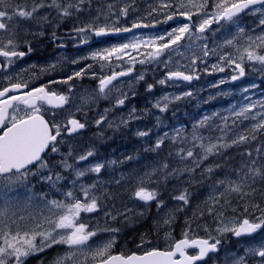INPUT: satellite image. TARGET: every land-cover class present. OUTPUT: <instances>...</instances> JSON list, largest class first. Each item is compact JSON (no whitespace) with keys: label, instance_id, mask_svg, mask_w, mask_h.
Here are the masks:
<instances>
[{"label":"rangeland","instance_id":"374dc122","mask_svg":"<svg viewBox=\"0 0 264 264\" xmlns=\"http://www.w3.org/2000/svg\"><path fill=\"white\" fill-rule=\"evenodd\" d=\"M49 2L50 0H45V3ZM73 2H76V0H73ZM162 2H165V0H84V3L80 5L81 11L76 12L73 10L71 16L62 17L55 8H42L38 13L37 19L20 20L17 18L12 22L16 30V39H19L17 41L21 44L20 47L23 45L30 46L36 42H45L50 38L57 37V30H59L61 25L65 26L61 31L62 33L68 26L81 28L93 21H95L97 26L107 24L109 27L130 29H132L133 23L149 25L129 33L121 31L116 32L117 34H110L114 32H109L107 35H120V37H117L118 39L115 38L111 42H97L93 47L91 46L94 44L88 46L83 44L82 48L77 50L76 53L58 50L53 59L39 66L43 71L58 72L57 77H60L63 81H68L66 86L72 98L67 107H64L65 111L61 117V122L79 117L82 121H85L88 129L92 128L89 125L90 121H95V127L92 129H95L97 125L105 124V136H128L126 137L128 141L124 139L123 142H120L123 143L120 147L113 149L112 152H107L108 165L105 167L107 174H102L103 178L101 177L103 169L98 174L88 172L85 176L77 179L74 171L72 172L74 175L72 178L67 175V171L70 170H65L62 167L63 172L66 174L61 172L64 178L58 185L60 192L43 190L44 192H49V199H63L62 193L68 190L75 191L82 198L80 187L82 185L87 187L96 184L95 194L100 197L99 203L103 204H100L98 211L94 212L98 216H94V213L81 214L82 222L86 223L90 230L97 231V235L90 241L93 248L102 246L108 240H114L113 246L115 247L116 243L122 239L137 243L136 246L141 245L142 235H140V232L146 230L144 227L150 229L152 231L150 234H155L165 247H167L165 233L170 232L174 240L182 237L183 232L188 227L184 222V210L195 194L194 190L190 188L193 183L184 180L186 175L191 177V172L177 173L167 176V178L164 172H157L152 176L150 182L145 177V173H151L153 169H159L164 163L168 164L167 171L185 167L198 168L192 159L181 161L179 156L176 155L181 147L186 150L192 147L194 126H196L197 135L204 137L203 143H215L217 138L223 137L221 142L230 145L227 148H220L216 154L209 155L205 160L224 156L231 158V156L242 154L245 161L237 162L239 167L251 165L253 160L256 161V167H262L261 162L264 161V130L253 131L254 125L259 124L261 117L264 116V107L261 106L264 105V64L245 60L243 64L245 74L239 76V70L234 65H229L219 58L221 54L228 52L236 55L233 47L222 46L225 39H231L237 35L239 28H243L245 33L240 40L241 44L246 43L248 36L255 38L256 36L264 35V25H260V20L264 18V14L246 10L244 13L239 14L235 24L228 21L214 22L204 33H198L195 29L204 18L203 13L194 14L191 20L180 15H174L173 19L167 20L166 14L175 11V9L161 8ZM169 2L175 3L176 0H169ZM9 3H26L31 7L33 0H9ZM214 3L215 0H208V7L205 9L208 15L215 11ZM109 5H112L111 9H109ZM255 7L260 6L256 5ZM123 8L127 9L126 16L120 14V10ZM153 9H156V11H153ZM193 11L195 12V9ZM44 16L47 17L46 21L39 19V17ZM184 24H189L195 36L202 38L197 40L194 36L193 39L189 40L186 34L185 39L180 41L178 45H173L172 48L165 50L159 57V62L150 60L147 57V54L153 51V48L150 45L146 46L143 42L154 40L157 45L164 43L168 39L169 32L175 28L182 27ZM46 28L52 29L49 36L45 34ZM82 34L81 42L85 40V36L88 40L100 38V36L90 38V31ZM29 35H32V37H29ZM160 36H163L164 40L157 39ZM29 38L34 42L29 41ZM132 42L140 43L136 49H126L121 54L122 59H117L115 56L108 61L92 58L93 53L103 52L105 49ZM205 44L207 45V50H209V55L206 57L203 55L205 50L203 46ZM213 49L216 50V54L212 53L211 50ZM261 54H264V52H261ZM193 59L196 60L195 64H192ZM141 60L144 63H141ZM214 64L223 67L224 71H219L218 68L213 70L212 65ZM129 69L131 71H128ZM8 71L6 73L7 78H12V67L8 68ZM16 71L19 72L17 69ZM122 71L127 72V75L118 76L112 82V85L109 86L111 90L106 89L104 93H101L99 90L100 79ZM170 71H183L188 75H192L193 79L190 81L177 80L176 78L167 79V73ZM77 72H81L84 76H76L75 73ZM141 75L143 79L139 78ZM73 76H75V81L72 80L73 78L68 80L69 77ZM233 76H238L239 78L233 80ZM86 79H90L89 81L95 84L85 81ZM160 80H165V83L160 84ZM149 85H152L151 89H149ZM121 93L126 94L127 99H125L123 105H117L116 100L123 98ZM186 93H191V95H185ZM165 97H167V100L164 99ZM158 103L159 107L156 106ZM165 104H167L166 109L161 111L160 108L164 107ZM253 104L255 107H251ZM246 106L251 107V111L245 113L248 119L235 115V113ZM90 110H95V112ZM205 116L210 119L205 126L201 127L200 121ZM224 117H227V120L223 119ZM242 123L250 131L251 136L245 135L248 137L246 141L232 144V140L242 135V129L240 128ZM98 129H101V127ZM178 130L180 131L179 136L177 135ZM139 132L147 133L142 140L144 144L147 141L152 142L145 145L144 149H141L142 145L139 143ZM165 133L168 136L164 139V143L159 148L160 150H151L157 140L164 137ZM70 135L77 136L78 131ZM253 136L255 137L254 139L252 138ZM173 137H175V140H173ZM255 141L258 143L257 149L254 146L252 150L246 151L245 146H253ZM109 142L111 141L109 140ZM195 143L199 144L200 141ZM60 146L62 147V145ZM167 146L172 149H165ZM232 149L235 150L230 152ZM124 151L128 153V157L132 151H139L138 154L143 157V160L139 163L145 167L141 171L138 170L137 166L132 169L133 163L131 159L127 165L121 168V164L114 165L113 158H116L119 153ZM194 152L199 155L203 154L199 147H196ZM230 153H232L231 156ZM145 159H149V162L144 163ZM205 160L200 163L199 167L203 166ZM84 161L78 162V165H73L74 168L83 169V164L87 165L86 163L90 161V157ZM68 163L71 164L70 162ZM237 171L235 168L230 169V173L233 174L230 177L231 179L237 178ZM108 173L110 174L108 175ZM162 176H165L163 177L164 179H160ZM141 177H145L146 187L157 192L155 200L157 212L150 218L148 217V208L152 207L153 204L150 205L131 198V193ZM74 180L76 181L75 186L72 183ZM160 180L170 183L166 193L161 190ZM223 187L218 183L213 184L203 190V196H206V193H215L218 190H222ZM185 190H187L188 196L187 204L174 198L185 192ZM34 191L39 193L35 187ZM171 195H173L172 199L170 198ZM109 200L120 211L113 216L105 214L104 205ZM158 202L162 203H159L158 206ZM217 205L212 203L206 208L204 207L205 204H203L202 209L205 212H200L206 216L208 209L210 207L215 208ZM114 207H111V209H114ZM261 209H264V206L256 208L248 214L236 212L226 215L225 213L224 217L228 219L236 218L237 220L248 218L250 221H254L261 216ZM39 210L35 208L27 209V211ZM126 213L130 215L125 216ZM18 214H26V212L21 211ZM209 216L212 218L211 222H214L213 230L203 222L196 224L195 227L196 230L199 229L197 231H201L203 234H196L197 231L193 230L191 223V229L189 230V236L208 238L210 234L220 240L217 245L219 252L217 254L210 253L211 258L208 264H234L238 257L245 256L248 249L264 245V228L258 229L254 235L242 234L237 237L231 232L220 234L216 231L220 226V222L215 212L209 213ZM112 217H115V219ZM169 217L172 218L171 223L170 225H165L163 221ZM108 218H111L110 222L106 220ZM112 229L118 231H110ZM127 230L130 236L125 238L123 234ZM144 233L143 240L148 239V236H150L148 231ZM137 239H139L138 242H136ZM37 242H39V238ZM150 243L152 241L147 240L144 241L143 245ZM221 245L223 246L221 247ZM49 249L54 250L51 252L55 253L57 257L67 251V246L53 245L51 248H45L42 252L38 251L30 255L27 259L30 257L36 259L38 257L36 264H46L44 258L47 257L44 254ZM55 258L53 260H49V258L47 262L54 261ZM245 259L247 264H259L260 261L259 257L251 255L245 256Z\"/></svg>","mask_w":264,"mask_h":264},{"label":"snow or ice","instance_id":"6c2138e0","mask_svg":"<svg viewBox=\"0 0 264 264\" xmlns=\"http://www.w3.org/2000/svg\"><path fill=\"white\" fill-rule=\"evenodd\" d=\"M84 0H50L45 3V0H33L32 6L25 4H10L9 0H0V57L4 58V63H13V58H22L26 55L25 51L18 50L20 47L16 39V30L13 26L14 19L33 20L38 18V13L42 8H55L60 16L67 17L76 12L81 11L80 5ZM259 5L260 7H255ZM163 9H175V11L166 14V19H173L174 15L186 17L188 20L192 19L194 14L203 13L204 18L201 20L195 31L204 33L205 30L214 22L228 21L233 24L239 17L240 13L245 10L253 12H260L264 14V0H215L213 5L215 11L208 15L205 11L208 7V0H176L175 3L165 0L160 5ZM112 5H109V9ZM195 9V12L193 11ZM156 11V9H153ZM120 14L126 16L127 9L120 10ZM151 14V13H150ZM39 19L47 20V17H39ZM260 25H264V18L260 20ZM147 24L133 23L132 28L148 27ZM78 33L94 32L96 36L107 35L109 32H129L130 28L97 26L95 21L90 22L84 27L76 29ZM187 38L193 39L195 33L192 32L189 24H184L182 27L175 28L168 33L166 42L157 45L154 40L143 42L146 46L150 45L153 51L147 54L150 60L159 62V57L165 50L172 48L173 45H178L180 41ZM245 35L244 29L239 28L237 35L231 39H225L222 47H233L236 55L228 52L220 55V60L225 61L229 65H234L239 70V76L245 74L244 62H259L264 64V35L247 37L245 44H241L240 40ZM202 37L195 36L199 40ZM157 39L164 40L163 36ZM87 37L85 36V42ZM259 42V43H258ZM140 42L125 43L119 46H114L111 49H105L103 52L93 53L92 58H99L102 61H108L115 56L117 59H122V53L128 48L136 49ZM203 55H209L207 45L204 46ZM31 51V48H28ZM216 54V50H211ZM144 63L143 60L140 61ZM4 63H0V67H4ZM196 60L193 59L192 64ZM91 67V66H89ZM213 70L217 68L219 71H224L223 67L219 65H212ZM128 71H131L129 69ZM80 76L81 72L75 73ZM127 75V72L113 73L100 79L99 90L104 93L109 89L112 82L118 76ZM143 79L141 75L139 77ZM183 79L190 81L193 79L192 75L185 74L183 71H170L167 73V79ZM238 76H233L232 79H238ZM10 79V77L8 78ZM69 77L68 80H71ZM65 80L63 83H67ZM223 82V81H221ZM160 84H164L165 80H160ZM27 83H13L10 87H4L0 90V264H25L27 257L42 252L45 248H51L53 245H65L67 251L63 255L57 256L53 264H197L202 261L210 252L217 250V245L220 243L218 238L212 237L210 234L208 238H189V230L191 224L186 221L187 229L183 232L182 238L174 240L171 233H165V240L167 241V248L161 250L158 248H151L143 251L141 254L132 253L130 255H112L110 250L114 245V240H109L102 246L92 247L90 241L97 235V231L90 230L88 225L81 220L82 213H94L100 207V197L95 194L96 184L87 187L81 186L78 196L75 191L68 190L62 193L63 199H49V192L41 191L37 193L34 191V185L31 184L30 177H38L40 181L45 182L49 186V191L55 190L60 192L58 187L59 182L64 178L60 172L54 171L50 166V162L46 159L48 152L56 153L59 151L58 144L61 140L62 130L68 134L77 132L79 129L85 127L77 119H69L66 124L61 125L51 123L44 118L42 109L45 104L53 108L63 107L68 102L65 95L57 94L54 91H49L47 86L34 88L23 95H11L21 88H27ZM113 87H115L113 85ZM152 85H149L151 89ZM123 98L116 100L117 105H123L126 94L121 93ZM185 95H191L186 93ZM167 100V97L164 98ZM179 99V97H177ZM23 106V107H22ZM159 107V103L156 105ZM264 107V105H261ZM167 104L160 108L164 111ZM255 107V105H251ZM251 107H244L236 116L248 117L245 113L251 111ZM131 118V117H130ZM210 118L205 116L200 121V126L206 125ZM223 119L227 120V117ZM255 119V117H253ZM99 123V121H97ZM126 123V122H125ZM264 130V116L261 117V122L254 125L253 131ZM138 135L146 136V132H139ZM180 135V131H177ZM164 137L157 140L153 151L159 149L164 143ZM255 138L254 136L252 137ZM248 139L245 135H239L237 139L232 140V144L244 142ZM175 140V137H173ZM204 137L197 135L196 126L192 133V147L187 150L181 147L176 155L181 161L192 159L196 167L207 159L209 155L216 154L220 148H227L230 145L221 142L223 137L217 138V142L203 143ZM200 141L199 144L195 143ZM199 147L202 150V155L194 152V149ZM70 155V154H69ZM91 151L86 155H81L78 160L84 161L92 156ZM249 155H251L249 153ZM59 165L65 170H72L77 179L83 177L88 172L100 173L104 168V164H96L93 167L86 169H76L72 164L67 162V159L58 161ZM256 161L253 160L251 165H245L247 171L241 168L237 171L236 179L226 178L218 180L217 183L224 186V191L219 193L220 198H224V204L220 205V211L216 212L214 207H210L208 212L211 214L216 212L219 219L220 226L216 231L220 234L231 232L239 237L242 234L255 233L258 229L264 228V209H261V216L254 221L248 218L237 220L236 218L228 219L224 217L223 209L225 206H231L228 200V195L235 193L240 199L249 195L245 191L250 187L249 180L255 181L256 177L264 179V167H256ZM168 164L164 163L159 169H153L151 173H145V177L150 182L153 175L157 172H164L166 177L177 173L192 172L194 168L173 169L167 171ZM211 173V167L205 170ZM145 177L139 179V183L131 193V198L145 203L156 200L157 192L145 186ZM75 186L76 181H72ZM184 204L188 203L187 190L180 195L174 197ZM215 204H220V199L217 197L211 198ZM159 203L158 202V206ZM253 207L259 208V205ZM29 208L40 209L39 211H27ZM26 212V214H18V212ZM236 211V209H233ZM248 211V207H244V212ZM203 214V213H201ZM115 219V217H112ZM171 217L165 219L163 223L170 225ZM110 231H118L112 229ZM207 231V229H205ZM39 238V242L37 239ZM144 241L142 239V247ZM194 248L198 251L196 254H189L188 249ZM251 255L259 257V264H264V245L258 248H250L246 251L245 256ZM245 256L238 257L234 264H247ZM179 257V258H177Z\"/></svg>","mask_w":264,"mask_h":264},{"label":"flooded vegetation","instance_id":"af4514ba","mask_svg":"<svg viewBox=\"0 0 264 264\" xmlns=\"http://www.w3.org/2000/svg\"><path fill=\"white\" fill-rule=\"evenodd\" d=\"M64 27L65 26L63 25L59 27V30H57V34H58L57 37L50 38L45 42H36L30 46L23 45L19 47L18 50L25 51L26 55L22 58H13V63L11 64L4 63V58L0 57V63H4V67H0V90H2L4 87H10L11 84L13 83H21V84L27 83L28 85L27 88H21L18 91L11 93V95H23L25 92H28L34 88L47 86V89L49 91H54L57 94L65 95L68 98V102L65 105H63V107L53 108L52 106L45 104L42 109V114L44 115V118L48 120L50 124L54 122V123L61 124V125H64L67 122V121L61 122L62 121L61 117L63 115V112L65 111L64 107L65 106L67 107V105L71 102L72 97H70V91L67 89L66 83H63V80H61L60 77H57L58 72L43 71L41 67L39 66L53 59L58 50H62L63 52H67V53H76L77 50H80L82 48L83 44H85V46L94 44L91 46L93 47L95 46V44H97V42H111L115 40V38L118 39L117 37H120V35L118 36L106 35V36H100V38L97 40L87 39L86 42L85 40L81 42L80 40L83 34L78 33L76 31V29H78L77 26H68L67 28H65V31L62 33L61 31L64 29ZM51 30H52L51 28H46L45 34L49 36L51 33ZM90 34H91L90 38L96 37V35H94L95 34L94 32L90 31ZM29 37H32V35H29ZM29 41H32V40L29 38ZM29 47L31 48L30 52L28 51ZM10 67H12V78L8 79L6 76V73L9 72L8 68ZM16 69L19 70V72L16 71ZM8 75L10 74L8 73ZM80 76H84V75L81 74ZM74 77L75 76L72 77L73 81H75ZM89 80L86 79L85 81H89ZM91 83L95 84L94 82H91ZM95 110H90V111L95 112ZM70 119H73V118H70ZM74 119L79 120L81 123L85 125V127L78 130L77 136L70 135L66 131L62 130L61 137H58V140L62 141L61 143L58 144L59 151L56 153L48 152L45 158L49 160L50 166L53 167L54 171H58L61 173L63 172V170H62V167L59 165L58 161L62 159H67V162H70L72 165H78L79 164L78 162H85V161L78 160V157L81 155H86L87 152L91 151L93 155L90 156V161L86 163L87 165L83 164V169L93 167L98 163L104 164L101 177H102V174L106 175L107 170L105 167L108 165V161L106 158L107 152H112L113 149H117L118 147H120L123 144L120 142H123L124 139L125 141H128L126 140V137L128 136L127 135L125 136L123 135L105 136L106 135L104 132V129L106 128L105 124L97 125L95 129H92L93 127H95V121H90L89 125H91L92 128L88 129L87 125L85 124V121H82L81 118L78 117ZM100 127L101 129H98ZM138 138H140L139 143L142 145L141 149H144L145 145L152 143V142L147 141L144 144V142H142V140L145 138L144 136L143 137L138 136ZM109 140L111 142H109ZM60 145H62V147ZM165 149L171 150L172 148L170 146L169 147L167 146L165 147ZM138 152L139 151H132L129 157L127 156L128 153L126 151L119 153L116 156V158H113L114 165L121 164L120 166L121 168L127 165L131 159L133 163L131 168L135 169L134 167L137 166L138 170L141 171L145 166H141V164L139 163L140 161L143 160V157L141 154H138ZM148 162H149V159L144 160V163H148ZM67 172H68L67 175L73 178L74 176L72 173L73 171L70 170ZM63 174H66V173L63 172ZM109 174L110 173H108V175ZM29 180L32 183V185H34L35 188H37L39 192L43 190H47V191L49 190V186L45 182L40 181L38 177H30ZM155 203H156L155 200L147 202V204H150V205L153 204L152 207L148 208L149 218L157 212L156 211L157 207L155 206ZM100 204L103 205L101 202ZM111 207H114L112 204V201L111 200H109V202L106 201V204L104 205V208L106 210L105 214H108L109 216H113L117 212H120L117 210L116 207H114V209L113 208L111 209ZM96 214L97 213H94L93 215L98 216ZM129 215L130 214L126 213L125 216H129ZM100 217L102 218V216ZM106 220L110 222L111 218H108ZM144 229H147L146 231L149 230L147 227H144ZM143 234L145 233L141 231L140 232V235H142L141 241L144 238ZM148 234L150 235L148 236V239H145L143 241L151 240L152 243L143 245V247H138L136 246L137 243L122 239L116 243L115 247L113 246V248H111L110 254L112 255H119V254L130 255L132 253L141 254L143 251L149 250L153 247L161 249V250H165L167 248L163 245V242L155 236V234L153 235H151L150 233ZM189 238H206V237L189 236ZM179 239H176V240H179ZM138 241L139 239H137L136 242ZM222 246L223 245H221V247ZM51 251H54V250L49 249V251L46 254H44L47 257V258H44L46 264H53V261L47 262V260L49 258H50L49 260H53L56 257V254L52 253ZM197 251L198 250L188 249L189 254H196ZM210 256L211 254H209L205 260H203L202 262H198L197 264H208V262H210V258H211ZM37 258L38 257H36V259ZM36 259H32L30 257L25 261V264H28L32 262L33 260H34L33 262H37Z\"/></svg>","mask_w":264,"mask_h":264},{"label":"trees","instance_id":"16d2710c","mask_svg":"<svg viewBox=\"0 0 264 264\" xmlns=\"http://www.w3.org/2000/svg\"><path fill=\"white\" fill-rule=\"evenodd\" d=\"M240 128L242 129L241 131L242 135H247L248 137L251 136L250 131H248V129L245 128L243 123L240 124ZM253 144H254L253 146L246 145L245 146L246 151L252 150L254 146L257 149L258 146L257 141H255V143L253 142ZM234 150L235 149H232L230 152ZM260 153L262 152L260 151ZM231 154L232 153H230V155ZM243 157L244 155L240 154L237 156H231V158H228L227 156H224L222 158H210L208 160H205V163L203 164L202 167H198L194 171H192L190 175L191 177L184 176V180L193 183V185L190 186V188L195 192V194L192 196L191 200L189 201L190 205L188 204L187 208L184 210L185 213L184 222L186 223L187 221L191 223L193 225V230L195 231L199 230V229L196 230L195 227L196 224L198 223L201 224V222L206 224V226L209 228H212L214 226V222H211L212 218H210L209 212L207 213L206 216L204 214H201L202 212H205L202 209V205L205 204L204 207L207 208L209 205L214 203V201L211 198L217 197L220 199V204H218L215 207V209L216 212H219L221 210L220 205L224 204V198H220L219 193L224 191V187L222 190H218L215 193L213 192H210L209 194L206 193V196H203V190L207 187L212 186L213 184H217L218 180L230 178L233 175L232 173H230L231 168H235L237 170L244 168V170L247 171L246 167H239L238 166L239 163L237 164V162L239 161H245ZM261 164L263 167L264 161H262ZM209 167L213 169L211 173L205 171ZM163 177L165 176H162L160 179H164ZM163 181L165 180H160L161 190L164 193H166V189L169 188L170 183L169 182L165 183ZM248 184L250 185V187L246 188L245 191L248 192L249 195L245 196L243 199H240V197L237 196L235 193L228 195L227 198L231 202V206L224 207L223 209L224 214L226 213V215H231L236 212L248 214L251 213L254 209H256L255 207H253L254 205H259V208H262V206H264V179H261L260 177H256L254 182L252 180H249ZM172 197L173 195H171L170 198L172 199ZM245 206L248 207L247 212H244ZM233 209H236V211H233ZM213 229L214 228H212L211 230ZM146 230L142 232H147ZM151 232L152 231L149 229L148 233ZM200 233L203 234L201 231H197L196 234H200ZM123 235H125V238H128L130 236L128 230ZM33 261L28 264H36V262Z\"/></svg>","mask_w":264,"mask_h":264},{"label":"water","instance_id":"95a60500","mask_svg":"<svg viewBox=\"0 0 264 264\" xmlns=\"http://www.w3.org/2000/svg\"><path fill=\"white\" fill-rule=\"evenodd\" d=\"M245 11H246V10H245ZM243 13H244V12H243ZM240 14H241V13H240ZM139 28H140V27H139ZM137 29H138V28H132L131 31H129V32H132V31L137 30ZM129 32H127V33H129ZM110 34H117V33L114 32V33H110ZM185 74H186V73H185ZM177 80H180V79H177ZM182 80H183V79H182ZM257 231H258V230H257ZM257 231H256V232H257ZM256 232H255V233H256ZM255 233L245 234V235H254ZM190 249H194V248H190ZM194 250H197V249H194ZM218 251H219V250L217 249L215 252H210V253H217ZM210 253H209V254H210ZM209 254H208V255H209ZM208 255H207V256H208ZM207 256H206V257H207ZM206 257H205L203 260H205ZM203 260H202V261H203ZM202 261H199V262H202ZM197 263H198V262H197Z\"/></svg>","mask_w":264,"mask_h":264},{"label":"bare ground","instance_id":"6f19581e","mask_svg":"<svg viewBox=\"0 0 264 264\" xmlns=\"http://www.w3.org/2000/svg\"><path fill=\"white\" fill-rule=\"evenodd\" d=\"M84 6V5H83ZM231 156V155H230ZM187 176V175H186ZM153 186V185H152ZM154 187V186H153ZM187 208V207H186Z\"/></svg>","mask_w":264,"mask_h":264}]
</instances>
